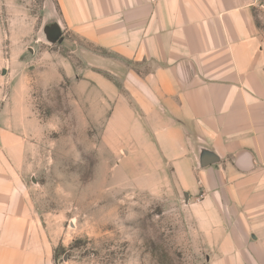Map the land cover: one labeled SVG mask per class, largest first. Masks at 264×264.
<instances>
[{
    "label": "rangeland",
    "instance_id": "374dc122",
    "mask_svg": "<svg viewBox=\"0 0 264 264\" xmlns=\"http://www.w3.org/2000/svg\"><path fill=\"white\" fill-rule=\"evenodd\" d=\"M99 51L58 0H0V149L53 264H251L243 224L204 221L189 181L108 93Z\"/></svg>",
    "mask_w": 264,
    "mask_h": 264
},
{
    "label": "crops",
    "instance_id": "0c3cea01",
    "mask_svg": "<svg viewBox=\"0 0 264 264\" xmlns=\"http://www.w3.org/2000/svg\"><path fill=\"white\" fill-rule=\"evenodd\" d=\"M58 1L68 25L99 48L108 93L121 94L131 123L149 128L189 197L200 196L204 221L243 224L251 264H264L262 0ZM109 74L123 90H111ZM207 156L217 161L195 173L194 158ZM10 160L0 149V264H53Z\"/></svg>",
    "mask_w": 264,
    "mask_h": 264
},
{
    "label": "water",
    "instance_id": "95a60500",
    "mask_svg": "<svg viewBox=\"0 0 264 264\" xmlns=\"http://www.w3.org/2000/svg\"><path fill=\"white\" fill-rule=\"evenodd\" d=\"M262 3L264 4V0H262ZM216 161H217L216 158L211 157V156H207V157H205V158L202 160L201 164H202V166L207 167V166H211V165L214 164Z\"/></svg>",
    "mask_w": 264,
    "mask_h": 264
}]
</instances>
